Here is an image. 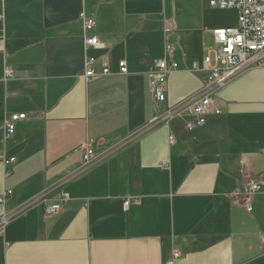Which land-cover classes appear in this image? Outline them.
<instances>
[{
    "label": "crops",
    "instance_id": "obj_1",
    "mask_svg": "<svg viewBox=\"0 0 264 264\" xmlns=\"http://www.w3.org/2000/svg\"><path fill=\"white\" fill-rule=\"evenodd\" d=\"M83 15L95 21L87 33ZM171 22L179 68L157 105L151 78ZM237 26L236 10L207 0H0V195L12 191L0 264H264V189L251 213L234 198L264 174V69L212 90L205 124L187 128L207 92L192 65L214 58V30ZM15 114L26 119L7 137Z\"/></svg>",
    "mask_w": 264,
    "mask_h": 264
},
{
    "label": "built area",
    "instance_id": "obj_2",
    "mask_svg": "<svg viewBox=\"0 0 264 264\" xmlns=\"http://www.w3.org/2000/svg\"><path fill=\"white\" fill-rule=\"evenodd\" d=\"M212 9L217 10H236L238 12V26L235 29H216L212 32L213 40L217 49L214 58L207 57L202 66L197 63L192 65L193 73H203L204 84L207 89L206 94L187 109L189 121L187 128L193 131L205 124L206 118L213 109L214 101L211 96L212 90L223 87L236 76L254 69H264V0H207ZM84 32L87 33L95 27L94 19L81 17ZM177 31L173 22L168 23L164 29L166 36L165 57L156 63L155 72L151 78V89L154 101L157 105L163 104L167 99V81L170 74L179 68L173 61L174 48L168 39ZM88 47H96L98 39L96 37L86 38ZM214 62L215 65L212 63ZM95 59H89L85 65V78L91 81L97 77L95 69ZM121 74H127L125 62L120 65ZM108 69L103 70V74H108ZM7 76L11 72L7 71ZM214 113L220 115L222 111L215 109ZM173 111H167L162 118L171 121L178 117ZM161 118V117H160ZM26 119L25 114H15L10 116L5 122L6 136H12L15 132L17 122ZM173 138H171V142ZM94 155L93 150L88 147L84 155V160L88 162ZM15 159L5 161L6 164L14 163ZM264 189V174L256 179L249 181L241 191L235 193L234 198L237 204L252 212V202L254 197ZM12 195V191H6L0 195V204H3ZM62 202L47 204L44 207V215L51 218L61 212ZM131 200L125 202L129 207ZM3 224H7L4 220ZM180 257L175 254L167 264H175Z\"/></svg>",
    "mask_w": 264,
    "mask_h": 264
}]
</instances>
